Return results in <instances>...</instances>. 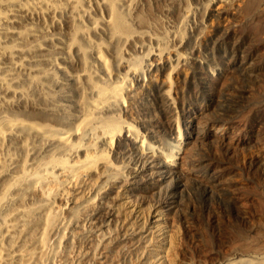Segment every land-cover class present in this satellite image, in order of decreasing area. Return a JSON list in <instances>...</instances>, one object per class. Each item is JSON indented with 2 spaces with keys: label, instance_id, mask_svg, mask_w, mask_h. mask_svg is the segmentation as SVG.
<instances>
[{
  "label": "rangeland",
  "instance_id": "374dc122",
  "mask_svg": "<svg viewBox=\"0 0 264 264\" xmlns=\"http://www.w3.org/2000/svg\"><path fill=\"white\" fill-rule=\"evenodd\" d=\"M212 1L135 0L128 6L127 0H118L131 37L121 35L113 42L105 25L109 17L105 0H83L82 25L107 57L109 72L101 68L95 46L85 44L86 57L79 47L69 52L63 48L74 24L68 5L55 13L47 10L2 25L0 39L6 44L18 41L6 28L35 26L37 34L30 43L40 42L41 49L27 57L26 67L14 74L9 70L11 60L0 57V74L18 90L23 89V93L11 94L0 88V97L11 99V104L1 105L0 101V119L9 116L50 123L58 131L74 133L73 126L83 116L84 95L94 96L84 69L87 64L95 81L117 85L122 94L120 100L107 103L102 116L115 115L118 123H131L141 139L151 140L164 152L176 149L179 143L184 146L164 126L169 117L181 127L185 140H189L187 127L198 130L199 135L212 130L214 139L186 144L181 164L189 174L171 171L167 189L157 163L141 165L145 177L140 180L148 181L124 185L138 166L128 144L121 151L105 149L115 168L91 167L84 182L65 178L59 165L51 163L50 169L59 179L48 190L55 193L57 213L45 250L39 245L43 221L31 232L22 231L20 225L12 233V241L2 228L0 264H225L264 254V0H257L248 12L237 10L242 0H222L234 6L222 17L208 14ZM93 20L98 21L97 27ZM227 29L230 32L223 35ZM158 48H179L185 60L174 61L163 74L156 71L149 78L150 55ZM258 50L260 61L249 69L244 57ZM47 59L61 67L51 66ZM199 60L205 62L204 68L196 63ZM136 66L147 76L140 83L133 72ZM36 67L46 68L54 77L43 74L38 83L30 84V69ZM77 73L81 74L79 81ZM168 78L173 83L174 106L155 96L154 83L167 84ZM51 112L59 119L44 117ZM72 138L83 146L96 142L98 148H104L101 132L88 131L84 137L73 134ZM52 152L55 159L63 154L52 151L33 134L24 141L8 135L0 151L8 169L0 183L18 172L23 157L28 158L29 169L36 170L51 160ZM202 162L205 171L197 169ZM210 171L223 175V183L217 177L213 185ZM117 172L120 174L114 177ZM55 182L61 185L55 187ZM26 188L23 202L15 200L21 188L10 191L14 204L4 211L13 214L16 209L35 208L45 214L47 210L37 208L43 202L39 188ZM175 188V199L169 201L168 194ZM156 204H161V215L155 226L150 212ZM103 205L115 208L113 218L98 220L96 211Z\"/></svg>",
  "mask_w": 264,
  "mask_h": 264
},
{
  "label": "bare ground",
  "instance_id": "6f19581e",
  "mask_svg": "<svg viewBox=\"0 0 264 264\" xmlns=\"http://www.w3.org/2000/svg\"><path fill=\"white\" fill-rule=\"evenodd\" d=\"M135 0H127V5ZM259 1V0H258ZM257 0H242L239 4L237 10L243 12H248L250 8L258 2ZM118 0H105L106 7L109 11V17L105 20V25L107 26V33L109 34V39L115 41L116 38L121 35H126L129 39L131 37V28L128 24L125 14L121 12L117 7ZM68 5L72 8L74 13V24L73 30L70 35V41L63 46L65 51H70L75 47H79L83 51L84 57H86L88 50L85 48V44L96 47V58L104 70L108 71L109 61L107 57L102 53V50L99 44H95L89 35L88 31L82 25V15L84 12L83 0H32L31 2H24L22 0H0V30L4 23H9L10 25L21 22L23 17H32L36 13H43L47 10L55 13L57 10ZM230 3L223 2L222 0H213L211 6L208 9V14L212 16L222 17L227 15L231 9ZM11 10V12H10ZM246 17L247 15H243ZM98 21L93 20V27H97ZM5 32L11 33L17 39V42L12 44L3 43L0 39V57H6L11 60L10 71L14 74L20 72V70L26 67V58L32 56L34 51L41 49V43H30L32 38L37 34V28L35 26H25L24 28L10 29L6 28ZM230 29L224 31L229 33ZM84 40V41H82ZM14 56H17L18 59H15ZM152 61L149 62L148 74L149 78L154 76L156 71L161 72L172 64L174 61H183L185 56L178 49H164L158 48L157 51L151 53ZM249 56V58H248ZM244 59L249 63L247 66L249 69L251 66L260 61L259 50L247 55ZM46 63L51 66H59L57 62L53 59H47ZM198 65L202 68L205 67L204 61H196ZM88 73L89 83L94 92V96L88 98L84 95L82 100V105L84 108L83 116L80 121H78L73 128L75 132L69 130H56L51 127L50 123L39 124L37 121H26L23 118H15L9 116H3L0 119V151L4 149L8 135L14 134L19 136L23 141L28 138L30 135H34L42 143H48L51 150L56 152H62L61 158H54L53 152L50 157V161L46 163L39 164V167L36 170H30V164L27 157H23L20 163L17 165L18 172L10 175V177L5 178L0 183V215H2V222L0 223V241L2 240L1 232L2 228L5 229L8 233L9 239L12 241L14 234L20 225L23 226L22 231L31 232L32 229L38 223H44L43 228L44 232L42 233L39 241L40 248L45 250L46 246V237L48 231L53 227V224L56 220L57 208H55V193L51 190H48V186L57 181L59 178L54 172L53 168L50 169L51 163H56L59 165V168L64 173V177L70 180L84 182L86 176H84L87 170L91 167H95L98 164L105 169L115 168V165L108 159L105 154V149L110 151H121L125 145L131 146V154L136 158L138 166H134V172L132 175L125 179L124 185L132 187L131 185H136V183H141L148 181L146 178L140 180V177H145L141 165L157 163L160 166L159 174H161V183L168 184V176L172 171L176 172L179 175H188L189 172L186 171L181 163L185 160L183 148L187 146L191 141L196 143L203 140H213L212 130H205L206 133L203 135L198 134V130L192 131L190 127H187L186 132L188 134L189 140H185L183 130L177 124L175 125V120L172 117H169L167 121H163L164 126L167 127L170 134H173L181 138L184 146L178 144L176 149H173L170 152H164L159 146L153 144L151 140L141 139L140 135L136 133V129L131 123H118V120L115 115L112 116H102V112L106 107L107 103L114 102L113 100L122 98L120 88L117 85L107 84L106 82L100 83L95 81L91 77V71L88 69L86 64L85 68ZM33 70L28 76L30 84H36L41 80L43 74H47L51 77H54V74L51 71H48L44 67H36L30 69ZM29 71V72H30ZM134 75L138 83L146 80V77L140 70L138 66L134 67ZM81 74L77 73L75 79L79 81ZM168 82L155 84V96L158 100H166L167 103H171L174 106L172 88L173 83L168 78ZM0 88L5 92L11 94L23 93V89L18 90L15 88L12 83L9 82L8 78L0 74ZM1 105L11 104V99L8 97H0ZM42 112L40 111L39 114ZM44 117H49L52 119H59V117L53 112L47 113ZM194 121V119H191ZM88 131L91 133L101 132L102 143L101 145L104 148H98L96 142L88 143L82 145L81 142H75L72 138L73 134L80 135L84 137L88 134ZM23 145H26L25 143ZM73 155V158H70V155ZM74 159V160H72ZM178 164H177V163ZM264 164V161L262 162ZM204 163L197 165V169H202L205 171ZM205 164L209 166L206 162ZM173 165H178L177 168H173ZM180 165V166H179ZM8 169V161L3 159L0 155V180L5 170ZM164 171V172H163ZM120 172H117L114 177H116ZM212 184L215 185L216 179L218 177L219 182L223 183V175H220L217 172L210 171L209 173ZM131 177H133L131 179ZM149 177V176H148ZM196 178L200 177L198 174ZM122 179V177H121ZM150 179V178H149ZM135 181V182H134ZM152 181V179H151ZM62 183V181H61ZM61 183L55 182L54 186L59 187ZM26 185L35 186L39 188L43 196V202L37 207L45 211V214H41L35 208L27 209L20 208L16 209L13 214L7 213L4 210L6 208L13 207L14 199L9 197V193L13 188H21L20 194L15 198L17 202H23L25 200L26 194L28 193V188ZM168 185L166 186V189ZM23 189V190H22ZM165 189V190H166ZM178 188H175L172 192L168 194V200L172 201L175 199V194ZM210 193H213V190H210ZM161 204L153 205L150 212V221L155 226L160 219L161 215ZM98 212V220L104 221L113 218L115 215V208L112 206H100L96 211ZM18 222H14V220ZM21 227V226H20ZM264 253V252H262ZM34 252H32V255ZM259 254H251L248 258H238L233 261H228L225 264H264V254L259 256ZM30 258L31 256L28 255ZM2 261V251L0 250V263ZM25 264H31L30 261H25Z\"/></svg>",
  "mask_w": 264,
  "mask_h": 264
}]
</instances>
